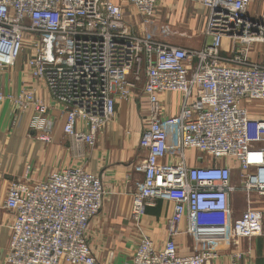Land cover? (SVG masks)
Instances as JSON below:
<instances>
[{
    "label": "built area",
    "instance_id": "obj_1",
    "mask_svg": "<svg viewBox=\"0 0 264 264\" xmlns=\"http://www.w3.org/2000/svg\"><path fill=\"white\" fill-rule=\"evenodd\" d=\"M121 1L0 0V66L27 55L28 74L62 105L63 132L80 158L113 119L116 101L132 100L142 83L149 121L139 140L143 177L135 182L130 219L140 227L159 200L171 202L172 212L164 242L142 234L128 264H217L240 239L263 233L264 208L252 206L250 193L264 198V118L251 117L241 102L264 101V0H183L206 9L204 35L211 41L198 49L169 41L173 33L158 0H125L142 32ZM225 38L232 40L226 54ZM164 92L182 95L174 115H161ZM0 101L30 110L28 130L51 141V106L34 89L0 91ZM191 158L199 165L189 166ZM222 159L236 162L239 186ZM30 169L10 181L2 203L14 215L5 263L109 264L96 259L88 241L103 204L101 175L75 164L35 181ZM238 191L247 193V208L234 218ZM180 235L192 240L188 254L178 251ZM240 257L230 253V262L218 264Z\"/></svg>",
    "mask_w": 264,
    "mask_h": 264
},
{
    "label": "crops",
    "instance_id": "obj_2",
    "mask_svg": "<svg viewBox=\"0 0 264 264\" xmlns=\"http://www.w3.org/2000/svg\"><path fill=\"white\" fill-rule=\"evenodd\" d=\"M170 6L172 7V4ZM198 9L199 7L196 11ZM127 10V19L133 25L135 20L131 19V16L134 14L130 7ZM163 12L165 19L174 21L175 15L168 14V8ZM188 13L192 15L194 10L192 8L189 11L185 10L181 14V22L182 19L189 17ZM194 20L196 27L199 20L202 24L205 23L204 19ZM176 29L179 32V27ZM169 41L189 49H198L210 43L211 38L196 41L194 46L182 37H174ZM222 49L225 54L229 52L230 43L227 39L223 40ZM252 54L253 58L258 57L257 54ZM26 57L24 54L13 66H0V91L16 94L23 88L34 89L51 106L47 118L54 122V130L51 141L38 140L37 132L28 130L30 110L22 112L12 103L0 101V264H6L4 257L14 220L13 213L4 209L2 203L10 181L21 176L28 164L31 165L30 174L35 181L43 180L51 172L75 164H83L90 172L101 175L105 191L103 204L100 212L92 219L88 232L89 244L99 262L128 264L132 259L134 246L142 234L151 237L157 245H161L166 239V221L172 212L171 202L159 200L155 207L148 208L141 221L143 227H135L130 219L135 182L143 177L145 152L140 149L139 140L149 121L148 101L143 93L142 83L138 85L141 94L139 93L137 102L135 99H132L133 102L116 101L113 119L97 136L93 148L85 146L82 148L85 157L80 158L76 157L70 138L63 132V118H59L62 105L50 98L41 81L33 79L28 74L25 67ZM136 96L138 97L137 93ZM181 98L182 95L178 92L160 94L161 115L176 114ZM241 104L247 108L251 117L264 118V101L244 99ZM192 153L194 151H189L190 155ZM220 162L232 165L233 177L237 170L234 161L222 159ZM188 165L198 166L199 163L191 158ZM236 193L232 196V203L236 202ZM259 198L253 201L252 206L264 208V198H260L261 200ZM237 205L239 209L237 212L240 213L241 206L239 203ZM184 226L185 221L182 228ZM176 241L180 254L192 251L193 243L188 235L177 236ZM230 253L241 255L237 264H264V230L260 236L240 239L238 244L226 255L221 256L216 263L230 262Z\"/></svg>",
    "mask_w": 264,
    "mask_h": 264
},
{
    "label": "rangeland",
    "instance_id": "obj_3",
    "mask_svg": "<svg viewBox=\"0 0 264 264\" xmlns=\"http://www.w3.org/2000/svg\"><path fill=\"white\" fill-rule=\"evenodd\" d=\"M121 2L123 4L124 10L126 12L128 11L127 9H129V7H130V9H132V12L134 15L131 16V19L135 20V22H133L134 30L136 32H142L143 26L140 24V20H141L140 16L136 13L134 8L132 6H130L125 0L121 1ZM193 3H194V5H193ZM124 4H125V6H124ZM171 4H172V7L170 6ZM190 4H192V6H190ZM167 6H169V7H167ZM197 7H199V9L197 10L199 13H196ZM165 8H168V14L171 15V13H172L173 15H175V19L173 22L172 21L170 22L169 18H166V19L164 18L163 10ZM191 8L194 10V13H192V15H190V13H188L187 16H189V17L182 19V22H181V14L185 10L189 11V9H191ZM157 10H158V13L161 15V20L167 21V23L169 24V26L171 28L173 36L170 39H172L174 37H182V38L186 39L187 41H189L194 46L196 44L195 43L196 41H203L206 38V36L204 35V28H203V24L205 27V23L202 24V22H200V20H199V19H202V20L204 19L206 22V9L204 6L198 4L194 1H189L185 4L183 0H158ZM251 10H252V6L249 8V11H248L249 14H251ZM200 12L202 13V15H200ZM197 18H199V19H197ZM194 19L199 20V21H197L198 22L197 27H196V23L194 24V22H196ZM157 20H159V19H157ZM176 27H179V32H177L178 30L176 29ZM155 36L157 37L156 34H155ZM225 39H227L231 45L232 40L228 39V38H225ZM251 48L255 49V51H258V50H260V45L259 44H253V45H251ZM194 64H195V62H194ZM139 90H140V87H137L134 91L135 93H134L133 100L135 99L136 102L139 99V93L141 94V92H139ZM136 93L138 94V97L136 96ZM133 100H132V102H133ZM249 104H251V103H249ZM234 163L236 166L235 161H234ZM236 169L237 170H235V173L232 177V184L235 186H239V184H240V179H239V175H238L239 169L237 167H236ZM235 195L237 197L236 202L233 201V203H232V209L234 210V213H235L234 218H236L239 215V212H237V211H239L238 205H237L238 203L241 206L240 210L243 211L245 208H247V203L245 201V197L247 196V193L244 191H239ZM250 198L253 201L258 197L256 196L255 193H250ZM159 210H160V208H158V211ZM140 226L143 227L142 222H141ZM263 230H264V223H263ZM139 236H140V234H139Z\"/></svg>",
    "mask_w": 264,
    "mask_h": 264
}]
</instances>
